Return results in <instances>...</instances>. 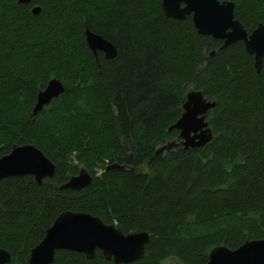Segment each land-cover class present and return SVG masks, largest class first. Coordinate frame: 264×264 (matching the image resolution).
Here are the masks:
<instances>
[{
  "label": "trees",
  "instance_id": "1",
  "mask_svg": "<svg viewBox=\"0 0 264 264\" xmlns=\"http://www.w3.org/2000/svg\"><path fill=\"white\" fill-rule=\"evenodd\" d=\"M219 1L235 4L248 34L264 25V0ZM87 28L113 43L114 59L92 53ZM222 44L191 17L167 18L162 0H0V158L34 145L56 166L43 185L0 182L10 264H28L67 211L149 234L131 264H207L215 247L264 239V64L258 74L243 43ZM52 79L64 93L32 116ZM192 90L216 104L206 114L213 138L185 150L170 128ZM81 169L91 184L62 189ZM52 264L114 262L57 251Z\"/></svg>",
  "mask_w": 264,
  "mask_h": 264
},
{
  "label": "water",
  "instance_id": "2",
  "mask_svg": "<svg viewBox=\"0 0 264 264\" xmlns=\"http://www.w3.org/2000/svg\"><path fill=\"white\" fill-rule=\"evenodd\" d=\"M33 0H18L20 5H28ZM162 8L167 18L184 21L191 17L193 26L201 36L219 40L221 50L236 43H243L248 55L254 57V67L259 74L264 64V25H259L248 34L235 19V4L219 0H162ZM40 7L32 10L38 15ZM86 44L97 57L102 53L107 60L117 56V49L103 36L88 28L85 32ZM215 53H212L214 55ZM64 85L52 79L38 94L32 116L39 114L64 93ZM207 101L201 91L192 90L187 94L183 115L170 131L177 130L181 145L185 150L200 148L211 142L213 135L206 121V114L215 107ZM123 169L112 165L108 170ZM56 166L34 145L14 146L11 152L0 158V182L8 178L31 176L37 185H43L54 177ZM92 176L81 169L62 189L80 191L88 187ZM150 242L145 232L124 233L115 225L103 222L88 213L67 211L60 214L46 231L44 239L31 251L28 264H52L57 251H71L93 259L100 251L106 261L114 264H131L145 256V248ZM11 255L0 248V264H10ZM207 264H264V239L247 241L236 250L215 247L209 253Z\"/></svg>",
  "mask_w": 264,
  "mask_h": 264
},
{
  "label": "rangeland",
  "instance_id": "3",
  "mask_svg": "<svg viewBox=\"0 0 264 264\" xmlns=\"http://www.w3.org/2000/svg\"><path fill=\"white\" fill-rule=\"evenodd\" d=\"M101 173V172H100ZM167 264H175L174 262H172V261H170V262H168Z\"/></svg>",
  "mask_w": 264,
  "mask_h": 264
}]
</instances>
